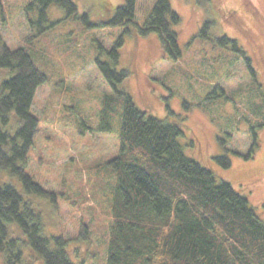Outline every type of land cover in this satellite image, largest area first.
<instances>
[{"label": "rangeland", "instance_id": "374dc122", "mask_svg": "<svg viewBox=\"0 0 264 264\" xmlns=\"http://www.w3.org/2000/svg\"><path fill=\"white\" fill-rule=\"evenodd\" d=\"M73 1L75 13L53 4L44 19L38 0H2L0 14L2 42L26 50L48 78L31 108L39 129L26 166L34 181L57 197L56 204L36 199L44 210V234L66 238L75 261L106 262V194L117 180L108 162L119 154L123 103L99 61H113L110 52L121 38L116 69H128L129 75L118 89L128 88L149 114L182 125L186 154L219 181L250 192L251 204L264 216V121L257 126L256 118L245 116L252 78L241 57L218 42L223 35L237 40L252 58L264 93V0H171L180 16L176 30L183 55L177 60L165 55L157 34L143 36L133 26L126 32L107 24L126 0ZM155 1L138 0L140 24ZM210 19L215 23L207 30L209 39H196ZM11 76L0 69V86ZM252 132L260 139L255 157L246 160L230 152L232 166L219 165L216 157L226 148L248 153ZM82 224L91 227L88 239L80 236ZM24 249L28 264H42L30 248ZM0 264H6L1 254Z\"/></svg>", "mask_w": 264, "mask_h": 264}, {"label": "trees", "instance_id": "16d2710c", "mask_svg": "<svg viewBox=\"0 0 264 264\" xmlns=\"http://www.w3.org/2000/svg\"><path fill=\"white\" fill-rule=\"evenodd\" d=\"M38 1L44 19L53 4L68 15L78 9L73 0ZM137 5L138 0H126L107 24L124 27L126 32L133 26L143 36L157 34L165 55L181 58L176 30L180 16L171 0H156L143 24L137 20ZM2 11L0 0V14ZM214 23L206 21L195 38L209 39L207 30ZM218 42L244 61L253 81L246 93L244 114L256 118L258 126L264 121V93L252 58L227 35ZM122 44L121 38L110 52L111 63L99 61L123 103L119 154L108 162L117 180L114 191L106 194L110 221L105 264H264V216L251 204V193L242 194L231 183L219 181L211 169L189 157L181 142L185 136L182 125L149 114L128 88L118 89L129 75L128 69H116ZM0 69L12 73L0 86V254L6 264H28L24 249L28 247L42 264H84L71 257L66 238L44 234V210L36 199L48 198L56 204L57 197L26 170L39 129L31 108L48 78L26 50L11 49L2 42L1 34ZM167 108L175 115L169 105ZM250 138L248 153L226 148L225 154L216 157L219 165L232 166L230 152L253 159L260 139L255 132ZM90 233L91 227L82 224L80 236L88 239Z\"/></svg>", "mask_w": 264, "mask_h": 264}]
</instances>
